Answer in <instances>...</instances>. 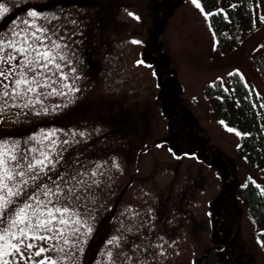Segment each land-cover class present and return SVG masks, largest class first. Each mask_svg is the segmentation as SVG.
<instances>
[{
    "label": "rangeland",
    "instance_id": "obj_1",
    "mask_svg": "<svg viewBox=\"0 0 264 264\" xmlns=\"http://www.w3.org/2000/svg\"><path fill=\"white\" fill-rule=\"evenodd\" d=\"M15 3L22 7L0 22V31H6L12 19L27 18L26 9L32 7L57 14L70 10L60 6V0ZM90 3L94 8L86 5L75 17L82 21L78 31L83 36L76 39L77 67L83 65L84 79L74 81L82 89L74 94V102L49 96L43 100L47 114L12 109L26 115H13L11 124L0 126V139L25 142L34 136L41 147L50 144L42 133L87 131L89 139L75 137L81 143L69 152L86 149L79 153L82 159L108 162L100 203L90 204L99 211L82 264H107L111 235L125 237L124 250L130 254L139 245L137 253L150 256L152 264H264L256 227L239 194L248 177L262 187L264 179L240 158L239 136L219 123L204 95L207 85L239 68L264 98V78L253 66L264 43V26L240 48L220 56L209 20L191 0ZM63 15L74 16L68 11ZM139 60L152 67L138 65ZM64 104L68 106L55 107ZM65 131L56 136L64 139ZM113 159L122 171L111 167ZM126 209L140 215H122ZM159 236L170 242L165 257L154 246L161 243ZM145 248L150 250L145 253Z\"/></svg>",
    "mask_w": 264,
    "mask_h": 264
},
{
    "label": "snow or ice",
    "instance_id": "obj_2",
    "mask_svg": "<svg viewBox=\"0 0 264 264\" xmlns=\"http://www.w3.org/2000/svg\"><path fill=\"white\" fill-rule=\"evenodd\" d=\"M191 3L206 21L219 14L206 11L201 0H191ZM17 7L22 5L16 4L15 0L11 4L9 0H0V22L11 16ZM65 11L71 14L75 10L62 9L61 14H57L37 11L32 7L26 9L27 18L21 17L19 21L12 19L11 24L5 26L6 31H0V126L11 124L13 115H26L13 113L12 109H28L40 116L48 112L43 100L49 96L68 98L69 103H73L74 94L82 91L74 83L84 79L81 74L83 65L77 67L80 41L76 39L77 35L83 36V32L78 31L82 21L71 15L65 17ZM129 15L140 19L134 13ZM41 19L45 22L39 23ZM259 20L264 22V15H260ZM132 43L141 42L133 40ZM137 64L152 67L144 60L137 61ZM152 74L155 76L158 73ZM228 77H238L245 88H250L239 68L229 72ZM218 82L224 93L235 91V88L225 84L223 77L218 78ZM210 86L215 87L216 82ZM37 105L40 110H36ZM260 107L264 108V104ZM219 123L237 136L251 135L228 126L224 120ZM59 131L65 130L41 134L50 141L47 147L36 145L34 136L25 142L0 139V264H82L86 247L96 230L99 211L98 207H90V204L100 203L102 193L99 189L105 171L109 170L108 162L82 159L79 153L86 149L69 152L73 145L89 139L91 134L87 131H65L64 139L56 136ZM96 132L99 133L100 129ZM77 136L81 140L75 139ZM156 146L163 147L162 144ZM168 152L176 156L172 148ZM185 155L199 159L195 154ZM111 167L122 171L116 159L111 161ZM249 181L264 192V187L251 177ZM243 187L247 188L248 184ZM129 212L132 219L140 215L135 209H126L122 215ZM208 215L211 216V213ZM151 219L155 220V216ZM261 237L257 243L264 248V233ZM158 239L161 243L154 246L159 249L158 254L165 257V244L170 242L163 236ZM127 243L125 237L111 235L107 240L110 246L106 251L107 264H152L150 256L137 253L139 245L131 250L135 254L125 251ZM149 250L145 248L144 252Z\"/></svg>",
    "mask_w": 264,
    "mask_h": 264
},
{
    "label": "trees",
    "instance_id": "obj_3",
    "mask_svg": "<svg viewBox=\"0 0 264 264\" xmlns=\"http://www.w3.org/2000/svg\"><path fill=\"white\" fill-rule=\"evenodd\" d=\"M201 2L206 11L219 13L208 20L212 32L216 34L215 53L220 56L228 55L240 48L264 26V22L259 20L260 15H264V0H201ZM231 5L236 7L232 8ZM221 9L224 12H220ZM261 45L253 57V66L264 78V47ZM224 81L230 88H235V91L224 93L216 80L215 87L210 86L213 83L205 87V98L212 104L214 116L218 121L224 120L228 126L236 128L239 132L251 134L239 136L237 152L247 167L264 179V108L260 107L264 104V98L248 79L250 88H245L243 81L238 77L229 78L228 74L224 76ZM220 96L224 97L223 100L218 99ZM246 180L245 184H248V187L242 186L239 194L248 205L257 237L261 239V233H264V192L257 189L249 181V177Z\"/></svg>",
    "mask_w": 264,
    "mask_h": 264
},
{
    "label": "flooded vegetation",
    "instance_id": "obj_4",
    "mask_svg": "<svg viewBox=\"0 0 264 264\" xmlns=\"http://www.w3.org/2000/svg\"><path fill=\"white\" fill-rule=\"evenodd\" d=\"M91 0H60V6H64L69 8L70 10H75V12H72V14L77 17L79 14H81L85 8L86 5H90L94 8L92 3H90ZM53 5L50 6L52 8ZM93 29H95V21L93 22ZM106 30V24L104 26V31ZM83 46L85 45L83 40Z\"/></svg>",
    "mask_w": 264,
    "mask_h": 264
}]
</instances>
